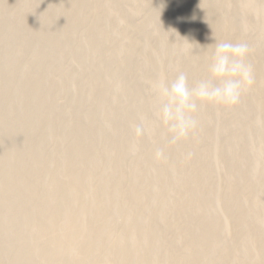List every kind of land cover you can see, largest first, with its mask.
Segmentation results:
<instances>
[{
    "label": "rangeland",
    "instance_id": "374dc122",
    "mask_svg": "<svg viewBox=\"0 0 264 264\" xmlns=\"http://www.w3.org/2000/svg\"><path fill=\"white\" fill-rule=\"evenodd\" d=\"M204 1L0 0V185L11 186L0 191V244H15L9 250L0 245V254L1 246L9 252H2L0 264H191L195 256L192 264L264 263V227L257 220L264 213V146L256 136L264 79L260 85L254 80L234 108H198V128L181 143L172 144L157 119L161 102L153 85L179 72L190 86L207 78L206 46L215 41L246 42L253 71L264 62V0H207L213 3L208 23L198 12ZM31 91L39 102L29 99ZM141 122L145 132L138 137ZM239 141L235 148L247 157L227 161V144ZM157 149L164 152L160 160ZM224 162L234 166L231 172L253 169L248 178L241 175L245 180L235 179L240 174L234 171L235 178L225 180ZM188 190L200 192V203L207 200L203 211ZM226 195L238 199L240 209L230 200L234 210L224 215ZM192 209L200 213L186 216ZM191 224L211 227L212 238ZM254 236L259 242L252 246Z\"/></svg>",
    "mask_w": 264,
    "mask_h": 264
},
{
    "label": "clouds",
    "instance_id": "9594fccd",
    "mask_svg": "<svg viewBox=\"0 0 264 264\" xmlns=\"http://www.w3.org/2000/svg\"><path fill=\"white\" fill-rule=\"evenodd\" d=\"M207 78L189 85L185 73L179 72L170 82L158 80L154 85L156 98L161 102L157 119L166 127L172 144L185 141L198 128L194 114L202 106L231 109L237 106L244 93L254 83L253 68L247 62L250 47L246 42L215 41L206 46ZM145 132L143 122L135 127L136 136ZM164 157L157 149L155 158Z\"/></svg>",
    "mask_w": 264,
    "mask_h": 264
},
{
    "label": "bare ground",
    "instance_id": "6f19581e",
    "mask_svg": "<svg viewBox=\"0 0 264 264\" xmlns=\"http://www.w3.org/2000/svg\"><path fill=\"white\" fill-rule=\"evenodd\" d=\"M204 2H205V1H204ZM213 2H214V1H213ZM212 4H213L212 2L209 3V2H207V0H206V2L203 3L201 7L199 6V8H200L199 11H198V12H199V16H200L201 18L204 17L203 20H204V21L206 20L207 23H208V21H209L210 19L207 20V18H209V16L207 17L206 15H208V13H207L208 10H211L210 7L213 8V7H212ZM214 5H216L215 2H214ZM214 5H213V6H214ZM67 11H68V10H67ZM67 11H66V12H67ZM211 11H213V10H211ZM66 12L63 13L65 16L68 15V14H66ZM209 12H210V11H209ZM68 13H69V11H68ZM212 13H213V12H212ZM69 14H70V13H69ZM210 14H211V12H210ZM210 14H209V15H210ZM214 15H215V14H214ZM205 16H206L207 18H206ZM212 16H213V14H212ZM215 17H216V16H215ZM205 18H206V19H205ZM210 18H211V17H210ZM217 19H218V18H217ZM226 19L228 20V18H226ZM214 20H215V19H214ZM221 20H222V19H221ZM221 20H220V21H221ZM204 21H203V22H204ZM206 21H205V22H206ZM216 21H217V20H216ZM218 21H219V19H218ZM210 22H211V21H210ZM213 22H214V21H213ZM230 22H231V21H230ZM57 23H58V22H57ZM224 23L228 26L229 29H232V28H233V26L230 25V23H229V25H228V22H227L226 20L223 19V20H222V24H224ZM54 25H55V24H54ZM73 25H74V24H73ZM73 25H72V27H75V26H73ZM205 25H206V23H205ZM70 26H71V25H70ZM207 26H208V24H207ZM209 26H211L210 23H209ZM209 26H208V28H209ZM58 27H59V25H58ZM72 27H71V28H72ZM211 27H213V25H212ZM211 27H210V29H211ZM205 28L207 29V27H205ZM72 29H73V28H72ZM206 29H204V30H206ZM208 30H209V29H207V32H209ZM213 31H214V30H213ZM210 32H211V31H210ZM56 35H57V34H56ZM57 36H58V35H57ZM86 37H88V36H86ZM54 38H56V36H54ZM57 38H58V37H57ZM52 39H53V38H52ZM53 41H55V40H53ZM58 41H59V40L57 39V41H55V42L57 43ZM50 42H52V41H50ZM55 42H54V43H55ZM52 43H53V42H52ZM54 43H53V45H54ZM50 45H51V43H50ZM53 45H51V46H53ZM210 45H211V44H210ZM47 46H48V45H47ZM49 47H50V46H49ZM47 48H48V47H47ZM41 52H42V51H41ZM263 64H264V62L261 63V65H263ZM261 65H260V66H257L258 68L255 66L256 68H255V70L253 71V78H254L255 82H257V84H259L260 81H263V79H264V65H263V66H261ZM12 80H13V79H12ZM11 82H12V81H11ZM258 82H259V83H258ZM4 83H5V82H4ZM9 83H10V82H9ZM39 84H40V83H39ZM0 85H1V84H0ZM259 85H260V84H259ZM40 86H41V85H37V86H36V84H35L34 89H35V88H39ZM25 88H26V87H25ZM29 90H30V89H29ZM31 90H32V89H31ZM23 91L25 92L26 90L24 89ZM32 91H33V90H32ZM32 91H31V93H32ZM35 91H36V90H35ZM35 91H34V93H35ZM4 92H5V91H4ZM28 92H29V91H28ZM34 93H32V95L30 94L31 97H29V96H28V97H29V99L31 98L32 101L37 102L38 99H40V98L37 99V95H36L37 92H36L35 94H34ZM39 93H40V92H39ZM262 93H264V84L262 85ZM1 94H2V91H1ZM6 94H7V93H6ZM258 94H259V93H258ZM2 95H3V94H2ZM27 95H28V94H27ZM3 96H4V95H3ZM4 97H5V96H4ZM5 98H6V97H5ZM5 98H4V99H5ZM29 99H28V100H29ZM5 100H6V99H5ZM5 100H3V101H5ZM79 100H80V99H79ZM7 101H8V100H7ZM9 101H10V100H9ZM39 101H40V100H39ZM39 101H38V102H39ZM41 101H42V99H41ZM80 101H81V100H80ZM80 101H79V102H80ZM26 102H27V100H26ZM29 102H30V100L28 101V103H29ZM8 103H9V102H8ZM28 103H27V105H28ZM263 103H264V102H262V105H264ZM24 104H25V103H24ZM32 104H34V103H32ZM39 104H40V103H39ZM27 105H25V106H27ZM36 105H37V104H36ZM36 105H35V106H36ZM262 105H261V106H262ZM38 106H39V105H38ZM38 106H36V107H37V108H36L37 110H39V108H40V106H39V107H38ZM261 106H260V107H261ZM29 107L31 108L30 105L27 106V107H24V106H23V108H26V109L29 108ZM33 107H34V105L32 106V108H33ZM7 108H8V106H7ZM8 109H9V108H8ZM21 109H22V108H21ZM27 110H28V109H27ZM27 110H26V111H27ZM261 110H263V112H264V107H263V109L261 108ZM23 111H24V109H23ZM28 111H29V110H28ZM31 111H32V110H31ZM34 111H35V110H33V112H34ZM40 111H41V109H40ZM1 112H2V111H1ZM33 112H32V113H33ZM36 112H38V111H36ZM36 112H35V113H36ZM263 112H261V114H262ZM7 113H8V112H7ZM0 115H1V114H0ZM2 115H3V114H2ZM9 115H10V114H9ZM50 116H52V115L50 114V115H49V119H48V120L46 119L47 122L49 121V123L52 122V121H54ZM1 117H2V116H1ZM4 117H5V116H4ZM260 117H261V119H260V120H261V123H260V129H259L258 131H256V134H257L256 136H257V139H258L259 144L264 146V139H263V138H264V113H263ZM53 118H54V116H53ZM2 119H4V118H2ZM7 119H8V118H7ZM7 119H6V120H7ZM12 119H14V118H12ZM12 119H11V120H12ZM21 119H22V118H21ZM54 119H55V118H54ZM4 120H5V119H4ZM8 120H9V122H10V119H8ZM15 120H16V119H15ZM23 120H24V119H23ZM91 120H93V119H91ZM91 120H90V121H91ZM0 121H1V120H0ZM4 122H5V121H4ZM16 122H17V121H16ZM38 122H39V121H38ZM91 122H92V121H91ZM93 122H94V120H93ZM93 122H92V123H93ZM20 123H21V120H20ZM20 123H19V125H18V123H17V124L15 123L16 125H18V128H19V126H20V128H19L20 130H19V131L22 130L21 127L24 128L25 124H27V123L23 124V121H22L21 124H23V125H24V126H23V125H20ZM36 123H37V122H36ZM34 124H35V123H34ZM34 124H33V125H34ZM37 124H38V123H37ZM90 124H91V123H90ZM10 125H11V124H10ZM12 126H14V125H12ZM27 126L29 127V125H27ZM27 126H25V128H28ZM36 126H37V125H36ZM5 128H7V127H5ZM82 128H83V126H82ZM10 129H11V128H10ZM10 129H9V130H10ZM77 129H78V130H82V129H81V125H79V126L77 127ZM6 130L8 131V128H7ZM23 130H25V129H23ZM26 130H27V129H26ZM3 131H4V130H3ZM11 131H12V129H11ZM8 132H10V131H8ZM8 132H7V133H8ZM27 132H28V131H27ZM3 133H4V132H3ZM7 133L5 132V134H7ZM20 133H21V132H20ZM20 133H19V134H20ZM19 134H18V135H19ZM18 135H17V136H18ZM22 135H23V134H22ZM4 136H5V135H4ZM15 136H16V135H15ZM24 136H25V135H24ZM5 137H6V136H5ZM18 137H20V139L22 138L21 136H18ZM18 137H17L16 139H18ZM245 137H246V134H245V133H243V134L240 136L241 139H242V138H245ZM238 138H239V137H238ZM241 139H239V140H240L241 142H243V139H242V140H241ZM244 140H245V139H244ZM13 141L15 142L16 140L14 139ZM17 141H18V140H17ZM22 141H23V138H22ZM22 141H20V142H22ZM237 141H238V139H237ZM240 141L238 142V144L235 142L236 144H234V145H233V144H232V145L227 144L228 149H227L226 146H225V148L227 149V150H226V149L224 148L225 151H226V153H228V155L231 156V159H230L229 156H227V157H229V158H226V159H228L227 161L232 160V157H233V159H234V158H237V159H236L237 161L239 160V158H240V159H241V158L243 159V157H244V159H245V158L247 157V156H246L247 154L245 155L246 157L244 156L245 153L242 152V151H243L242 148L239 149V150H237V149L239 148ZM14 142H13V143H14ZM23 142H26V141H23ZM9 144H10V143H9ZM27 144H28L29 147L31 146L28 142H27ZM230 144H231V143H230ZM228 145H229V146H228ZM236 145H238L237 149L235 148ZM8 146H9V145H7V147H8ZM7 147H6V150H8ZM11 147H12V146H11ZM26 147H27V145H26ZM31 147H32V146H31ZM33 147H34V146H33ZM242 147H243V146H242ZM4 148H5V147H4ZM9 148H10V147H9ZM23 148L26 149L25 147H23ZM27 148H28V147H27ZM10 149H11V148H10ZM34 149H35V148H34ZM1 150H2V149H1ZM1 150H0V151H1ZM15 150H16V149H15ZM31 150H32V149H31ZM222 150H223V148H222ZM222 150L220 149V150L218 151V152H219V156H220L219 158H221V159H222V154H223V158H225V157H224V156H225L224 154H226V153L224 152V150H223V151H222ZM4 151H5V150H3V152H4ZM11 151H12V150H11ZM17 152H18V151H17ZM32 152H33V151H32ZM75 152H77V150H76ZM78 152H79V150H78ZM78 152H77V154H78ZM222 152H224V153H222ZM244 152L247 153L246 149H245ZM12 153H13V152H12ZM10 154H11V152H10ZM20 154H21V153H20ZM5 155H6V154H5ZM14 155H16V154H14ZM1 156H2V155H1ZM17 157H19V156H17ZM3 158H5V157L3 156ZM11 158H13V156H12ZM34 158H35V157H34ZM1 159H2V157L0 158V164H1V161L3 162V160H1ZM14 159H15V158H14ZM19 159H21V158H19ZM242 159H241V160H242ZM10 160H11V159H10ZM10 160H9V161H10ZM17 160H18V159H17ZM36 160H37V159H36ZM193 160H194V159H193ZM219 160H220V159H219ZM236 160L231 161V163H232V162L234 163ZM241 160H240V161H241ZM14 161H15V160H14ZM31 161H32V159H31ZM33 161H34V160H33ZM33 161H32V162H33ZM187 161L189 162L190 159L187 160ZM222 161H224V159H223ZM222 161H219V162H222ZM225 161H226V160H225ZM7 162H8V158H7ZM10 162L12 163V161H10ZM17 162H18V161H17ZM188 162H187V163H188ZM192 162L194 163V161H192ZM3 163H4V162H3ZM3 163H2V164H3ZM5 163H6V161H5ZM224 163H225V162H224ZM233 163H232V164H233ZM235 163H237V162H235ZM238 163H239V161H238ZM238 163H237V164H238ZM2 164H1V166H2ZM190 164H191V163H190ZM190 164H189V166H190ZM194 164H195V163H194ZM222 164H223V163H222ZM222 164H221V165H222ZM225 164H226V163H225ZM225 164H223V165H225ZM229 164H230V163L228 162V163L226 164L227 166L225 165L226 167L223 168V169H224V173H225V171H226V173H227V174L225 173L226 175H224V179H225V180H226V179H229L230 176H231V178H233L232 176H234V175H233L234 172L237 173L238 171H240V170H238V168H237L238 171H236V169H235V170H233L234 172H233V171L231 172L232 168H233L235 165L233 164L234 166L232 165L233 167H232L231 169H229V168H227V167H229V166H228ZM13 165H14V164H13ZM13 165L11 166V164H10L11 167H13ZM4 166H5V165H4ZM4 166H3V167H4ZM10 166H9V167H10ZM20 166L22 167L23 165H20ZM191 166H192V165H191ZM230 166H231V165H230ZM7 168H8V166H7ZM7 168H6V169H7ZM15 168H16V167H15ZM15 168H14V170H15ZM235 168H236V167H235ZM243 168H245V167H243ZM243 168H241V169H243ZM250 168H251V169H250ZM226 169H227V170H226ZM248 169H249V171H250V170L253 169V167H249V168H248V167L246 166V168H245L244 171H246V170L248 171ZM8 170H9V169H8ZM16 170H17V169H16ZM20 170H21V169H20ZM23 171H24V170H23ZM23 171H22V172H23ZM202 171H203V169H202ZM249 171H248V172H249ZM4 172H5V171H4ZM13 172H14V171H13ZM13 172H12V173H13ZM31 172H32V171H31ZM200 172H201V170H200ZM240 172H242V171H240ZM240 172H238L240 175L237 173V175H239L240 178H238V177L235 178V176H236V175H235V176H234L235 179H237V180H238V179H241V180L243 179V180H245L246 178L249 177L248 174H250L251 171H250L249 173H248V172H243V174L240 173ZM18 173H20V172H18ZM203 173H204V175H203ZM245 173H246L248 176H246ZM9 174H10V173H9ZM14 174H15V173H14ZM197 174L199 175L200 173H197ZM197 174H196V176H198ZM201 174H202L203 176H202V175H200V176H202V177L205 178V171L202 172ZM244 174H245L246 178H245L244 176H243V177L241 176V175H244ZM263 174H264V165H263ZM16 175H17V174H16ZM196 176H195V177H196ZM226 176H227V178H225ZM8 177H9V175H8ZM17 177H18V175H17ZM241 177H242V178H241ZM13 178H14V177H13ZM204 178H202V179H204ZM244 178H245V179H244ZM5 179H6V177H5ZM8 179H9V178H8ZM183 179H184V177H183ZM198 179H200L199 176H198ZM198 179L196 178V180H195V179L193 178V181L195 180V181L197 182ZM224 179H223V184L225 183ZM3 180H4V179H3ZM12 180H13V179H12ZM229 180H231V179H229ZM14 181H15V180H14ZM198 181H199V180H198ZM200 181H202V180H200ZM196 182H195V183H196ZM226 182H228V181H226ZM239 182H240V181H239ZM239 182H238V183H239ZM7 183H8V182H7ZM3 184H4V183H3ZM13 184H14V183H13ZM198 184H199V182H198ZM226 184H227V183H225V185H226ZM229 184H230V181H229ZM6 185H7V184L0 185V191H3V190H4L3 192H5ZM225 185H224V186H225ZM227 185H228V184H227ZM227 185H226V187H225L226 189H227ZM233 185H235V184H233ZM8 186H9V185H8ZM231 186H232V184L230 185V187H231ZM21 187H22V186H21ZM23 187H24V186H23ZM23 187H22V189H23ZM28 187L31 188L30 185H29ZM28 187H27V188H28ZM233 187H234V186H233ZM233 187H232V188H233ZM9 188H11V186L8 187V188H6V190L9 189ZM15 189H17V187H16ZM22 189H21V190H22ZM57 189H58V188H57ZM200 189H201V188H200ZM200 189H199V191H200ZM29 190H30V189H29ZM190 190H192V189H190ZM190 190H188V191H190ZM230 190H231V188L228 190V191L231 193V191L233 190L232 192H234V190H236V188H235V189H232L231 191H230ZM237 190H238V189H237ZM237 190H236V191H237ZM7 191H8V190H7ZM9 191H10V190H9ZM12 191H14V190H12ZM23 191H24V190H23ZM188 191H187V195H188V193H189ZM195 191H196V190H195ZM197 191H198V190H197ZM197 191H196V192H193V191H192L193 193L190 191L191 194L189 193V196H190L191 199H190V198H189V199H190L191 201H194L193 203H194L195 205L198 204V205H197V210H198V208L200 209V208H204V207H206L207 205H205V204H208V203H205L207 200L204 201V204H203V203H200V200H201V202H202L203 199H202V198H199V200H198V197H199L198 194H199L200 192L198 191V192H199V193H198ZM3 192H2V193H3ZM237 192H238V191H237ZM237 192H236V193H237ZM2 193H1V195H2ZM5 193H6V192H5ZM9 193H10V192H9ZM234 193H235V192H234ZM10 194H11V193H10ZM185 194H186V193H185ZM228 194H229V193H228ZM231 194H232V193H231ZM237 194H238V193H237ZM237 194H236V195H237ZM1 195H0V196H1ZM3 195H4V194H3ZM7 195H9V194H7ZM18 195H19V193H18ZM229 195H230V194H229ZM233 195H234V194H233ZM236 195H235L234 197L237 198ZM238 195H239V194H238ZM185 196H186V195H185ZM200 196H202V195L200 194ZM226 196H227V197H226L225 200H228V199H229V198H228V195H226ZM4 197H5V196H4ZM16 197H17V196H16ZM20 197H21V196H20ZM23 197H24V195H23ZM202 197H203V196H202ZM231 197H232V196H230L229 201H223V200H222L223 202H220V201H219V202H220V205H222V207H220V208H223V209H224V210L222 209V210L224 211V213H223V211L221 210V211H222V214H224V215H225V213H226L227 211L229 212V210H227V209H228L229 207H232V206H230V200H232L231 202H234V203H235L234 206H236L237 203L239 202V201H238V202L236 203L235 201H237L238 199H237V200H234V199H232ZM234 197H233V198H234ZM239 197H240V195H239ZM2 198H3V196H2ZM222 198L224 199V196H222ZM236 198H235V199H236ZM7 199H8V198H7ZM28 199H29V198H28ZM220 199H221V198H220ZM239 199H240V198H239ZM5 200H6V199H5ZM8 200H10V199H8ZM17 200H18V199H17ZM196 200H198V202H199L200 204L197 203ZM18 201H19V200H18ZM195 201H196V203H195ZM10 202H12V201L10 200ZM21 202H22V200H21ZM219 202H218V203H219ZM228 202H229V203H228ZM0 203H1V202H0ZM2 203H3V201H2ZM5 203L8 205L9 202H8V203L5 202ZM14 203H18V202L15 201ZM44 203H45V202H44ZM47 203H48V202H47ZM193 203H192V204H193ZM239 203H240V202H239ZM239 203H238V204H239ZM9 204H10V203H9ZM21 204H23V203H21ZM21 204L19 203L18 205L21 206ZM40 204H41V203H40ZM45 204H46V203H45ZM189 204H191V203H189ZM194 204H193V205H194ZM2 205H3V204H2ZM4 205H5V204H4ZM10 205H11V204H10ZM18 205H17V207H18ZM47 205H48V204H47ZM195 205H194V207H196ZM211 205L213 206L212 203H211ZM232 205H233V203H232ZM239 205H240V204H239ZM8 206H9V205H8ZM14 206H16V205H14ZM20 206H19V207H20ZM212 206H211V207H212ZM17 207H15V208L17 209ZM22 207H23V205H22ZM22 207H21V208H22ZM43 207H44V206H43ZM177 207H178V205H177ZM236 207H237V209H238V207H239V209H240V206L237 205ZM10 208H11V206H10ZM35 208H36V207H35ZM192 208H193V207H192ZM208 208H209V205H208V207L205 208V209H208ZM6 209H7V208H6ZM12 209L14 210V208H12ZM36 209H37V208H36ZM40 209H41V208H40ZM177 209H179V208H177ZM181 209H182V213L179 212V213H181V215H183L184 212L188 211V207H187V208L185 207L184 209L181 208ZM181 209H179V210H181ZM210 209H211V208H210ZM232 209H233V207H232ZM232 209H230V211H231ZM237 209L235 210V212L233 211L234 213L231 212L232 215H229V214L227 213V214L229 215V217H231V216L233 217V214H236ZM13 210H12V211H13ZM18 210H19V209H17V211H18ZM203 210H204V209H203ZM203 210L200 209L199 211H203ZM233 210H234V209H233ZM15 211H16V210H15ZM15 211L13 212V214L16 213ZM177 211H178V210H177ZM177 211H176V212H177ZM183 211H184V212H183ZM190 211L192 212L193 209H192V210H189V212H190ZM194 211H196V210L194 209ZM194 211H193V212H194ZM199 211H196L195 213H197V212H199ZM239 211H240V210H239ZM239 211H238V212H239ZM4 212H5V211H4ZM6 212H7V211H6ZM10 212H11V211H10ZM18 212H19V211H18ZM35 212H36V211H35ZM189 212H188V214H186V216H189V215L192 214L191 212H190V214H189ZM238 212H237V213H238ZM263 212H264V211L262 210L261 213H263ZM7 213L9 214V212H7ZM195 213H193L192 216H193ZM199 213H200V212H199ZM1 214H2V212H1ZM5 214H6V213H5ZM8 214H7V215H8ZM11 214H12V213H11ZM16 214H17V213H16ZM177 214H178V212H177ZM7 215H6V216H7ZM178 215H179V214H178ZM184 215H185V214H184ZM228 215H227L226 217H228ZM260 215H262V217H260V219L257 217V218H258L257 220H259L258 224H260V225H262V226L264 227V213H263V214H260ZM260 215H259V216H260ZM13 216H15V215H13ZM0 217H1V216H0ZM33 217H34V216H32V218H33ZM35 217H36V216H35ZM35 217H34V220H35ZM229 217H228V218H229ZM2 218H3V217H2ZM27 218H28V217H27ZM36 218H37V217H36ZM187 218H188V217H187ZM25 219H26V218H25ZM37 219H38V218H37ZM37 219H36V220H37ZM1 220H2V219H1ZM4 220H5V218H4ZM7 220H8V219H7ZM9 220L13 221V219H9ZM9 220H8V221H9ZM14 220H16V219H14ZM187 220H188V219H187ZM8 221H7V222H8ZM28 221H29V220H28ZM32 221H33V220H32ZM4 222H5V221H4ZM15 222H16V221H15ZM17 222L19 223V220H18ZM1 223H2V222H1ZM12 223H13V222H12ZM23 223H24V222H23ZM23 223H22V224H23ZM188 223H189V222H188ZM3 224H4V223H3ZM5 224H6V222H5ZM197 224H198V223H197ZM199 224H200V223H199ZM210 224H211V223H210ZM213 224H214V223H213ZM213 224H211V225H209V226H211V227L213 228V226H212ZM258 224H257V225H258ZM10 225H11V224H10ZM12 225H13V224H12ZM19 225H21V223H19ZM186 225H187V224H186ZM186 225H185V227H187L189 224H188L187 226H186ZM191 225H192V224H191ZM201 225H202V224H201ZM216 225H217V224H215L214 226H216ZM7 226H8V224H7ZM194 226H195V225H194ZM194 226L192 225V226H189V227L192 228V227H194ZM196 226H197V225H196ZM196 226H195V227H196ZM198 226H199V225H198ZM198 226H197V227H198ZM202 226H203V225H202ZM202 226H201V227L199 226V230L197 229V232L199 233V231H200V232L202 233V231H204V232H203L204 234H203V233H202V234H203V235H206V234H207L206 231L208 230V228L205 229V227H204L205 230L203 229V230L201 231L200 229L202 228ZM204 226H205V225H204ZM262 226H259V227H260V228H263ZM4 227H5V225H4ZM8 227H9V226H8ZM8 227H7V228H8ZM10 227H12V226H10ZM15 227L17 228L18 225L15 226ZM189 227H188V228H189ZM211 227H209V230H208L207 232H209V231H211V232L214 231V230H211ZM13 228H14V227H13ZM215 228H216V227H215ZM47 229L49 230L50 228H47ZM193 229L196 231L195 228H193ZM217 229H218V226H217ZM217 229H216V230H217ZM6 230H7V229H6ZM6 230H5V231H6ZM50 230L52 231V228H51ZM50 230H49V232H50ZM187 230H189V229H187ZM187 230H186L185 233H188ZM194 230L191 231V232H193V233H195V234H193V235L191 234V235H192L193 237H194V235H195L196 237H198V236L200 235V233H199V235L197 236L196 234H198V233H196ZM2 231L4 232V228H3V225H0V233H1ZM7 231H8V230H7ZM9 231H10V230H9ZM9 231H8V232H9ZM42 231H43V230H42ZM40 232H41V231H40ZM185 233H184V234H185ZM189 233H190V231H189ZM205 233H206V234H205ZM212 233H213V232H212ZM212 233H209V234H211V236H212ZM1 234H2V233H1ZM15 234H16V233H15ZM15 234H14V235H15ZM19 234H20V231H19ZM21 234H22V232H21ZM41 234H42V232H41ZM209 234H207L205 237L208 236V237L210 238L211 236H210ZM24 235H25V234H24ZM51 235H52V234H51ZM203 235L199 236V237H200L199 241L201 240V238L203 237ZM0 236H2V235H0ZM3 236H4V235H3ZM7 236H9V235H7ZM21 236H22V235H21ZM192 236L189 237V238H192ZM213 236H214V234H213ZM259 236H260V235H259ZM14 237H15V236H14ZM16 237H18V235H16ZM16 237H15V238H16ZM52 237H53V236H51L50 239H52ZM196 237L193 238V239H190V240L197 239ZM205 237H203V238H205ZM208 237H207V239H208ZM256 237H257V238H256ZM261 237H262V236H261ZM261 237H260V239H261ZM9 238H10V236H9ZM19 238H21V237L19 236ZM203 238H202V239H203ZM211 238H212V237H211ZM12 239H13V238L11 237L10 240H12ZM22 239H23V238H22ZM22 239H14V240H20V241H22ZM24 239H25V236H24ZM50 239H49V240H50ZM53 239H54V238H53ZM53 239H52V240H53ZM203 240H204V239H203ZM203 240H202V241H203ZM208 240H209V239H208ZM211 240H213V239H211ZM23 241H24V240H23ZM204 241H206V239H205ZM204 241H203V242H204ZM2 242H3V241H2ZM13 242H14V241H12L11 243H13ZM16 242H17V241H16ZM16 242H14V243H16ZM18 242H19V241H18ZM203 242H200V243H201L202 245H203L204 243H205V245H206V243H207V245L210 243V241H207V242H204V243H203ZM256 242H259V238H258V236H254V238H252V240H251V244H252V246H254L253 243H256ZM3 243H5V242H3ZM22 243H23V242H22ZM25 243H26V242H25ZM200 243L197 242V246H198V244H199V246H200ZM5 244H7V242H6ZM8 244H9V243H8ZM8 244H7V245H8ZM16 244H17V243H16ZM0 245H2V244H0ZM7 245H6V247H8ZM11 245H12V246H10V247L7 248L8 250H9V248L12 249V248L15 246V244H11ZM20 245H21V244H20ZM23 245H24V243H23ZM23 245H22V246H23ZM205 245H204L203 247H202V246H201V247L204 248V247L207 246V245H206V246H205ZM2 246H4V244H3ZM2 246H1V249L3 250L2 252L4 253V249H3ZM6 247L4 246V248H6ZM19 247H20V246H19ZM201 247H200V248L195 247V248H196V250H197V249L200 250ZM207 247H208V246H207ZM7 249H5V250H7ZM8 250H7V252H8ZM0 251H1V250H0ZM2 252H1L0 255L3 254ZM5 252H6V251H5ZM7 252H6V253H7ZM6 253H4V255H5ZM8 253H9V252H8ZM8 253H7V255H8ZM19 254H20V253H19ZM19 254L17 255L18 258H19L20 255H21V254H20V255H19ZM4 255H3V256H4ZM5 257H6V255H5ZM5 257H3V258H5ZM0 258H2V256H0ZM3 258H2V259H3ZM194 258H195V259H194ZM194 258H193V259H194L195 261H197V260H196V256H195ZM11 260H12V261L16 260V262L19 261V260H17V258H15L14 260H13V259H11ZM194 260H192V261H193L192 263L195 262ZM0 261H1V260H0ZM189 261H190V260H189ZM13 263H15V262H13ZM13 263H12V264H13ZM192 263H191V264H192ZM196 263H197V262H196ZM10 264H11V263H10ZM186 264H188V263H186ZM263 264H264V263H263Z\"/></svg>",
    "mask_w": 264,
    "mask_h": 264
}]
</instances>
